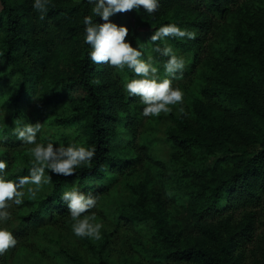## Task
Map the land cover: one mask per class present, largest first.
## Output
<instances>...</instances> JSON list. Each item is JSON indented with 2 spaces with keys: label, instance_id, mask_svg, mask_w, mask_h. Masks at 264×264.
Instances as JSON below:
<instances>
[{
  "label": "trees",
  "instance_id": "16d2710c",
  "mask_svg": "<svg viewBox=\"0 0 264 264\" xmlns=\"http://www.w3.org/2000/svg\"><path fill=\"white\" fill-rule=\"evenodd\" d=\"M92 7L89 0L75 4L51 0L40 20L32 0H0V111H6L0 118V135L5 137L0 159L9 163L7 178L28 175L32 166L10 167L21 163L19 151L27 147L12 135V128L17 119L39 122L42 130L48 127L41 113L46 104L31 107L42 95H51L48 102L55 104L72 102L70 95H77L81 110L77 121H85L88 146L96 148L92 162L74 175L55 174L50 194L22 217L27 230L68 218L61 197L72 186L91 192L99 201L109 194L110 181L120 172L114 165L111 175L103 174L106 165L121 158L132 161L134 149L127 145L138 136L144 105L123 85L138 77L127 68L115 70L90 60L83 17L92 15L94 23L104 22L92 14ZM110 20L129 29L126 40L134 47L140 44L145 58L153 57L161 78L166 76L167 58L149 43L154 31L176 23L195 33L192 40L167 38L186 61L183 78L174 79L173 86L184 88L195 82L199 95L193 112L178 121L171 135L177 153L185 157L183 190L175 195L180 201H175L191 218L190 237L172 233L158 207L150 215L156 223L155 237L161 239L153 247L154 258L158 264H239L244 248L257 239L258 225L264 226V8L256 0H160L153 14L141 8ZM52 71L61 74L52 79ZM56 80L63 88L49 92ZM69 120L64 118L63 123ZM118 129L126 136L116 135ZM120 147L124 155L111 156ZM182 238L187 241L184 248Z\"/></svg>",
  "mask_w": 264,
  "mask_h": 264
},
{
  "label": "rangeland",
  "instance_id": "374dc122",
  "mask_svg": "<svg viewBox=\"0 0 264 264\" xmlns=\"http://www.w3.org/2000/svg\"><path fill=\"white\" fill-rule=\"evenodd\" d=\"M74 4L82 0H73ZM258 7L264 8V0H256ZM227 36V33L225 34ZM264 36V35H263ZM218 43L220 38H214ZM115 70H117L115 68ZM126 70V69H124ZM52 71V79H57ZM59 81V80H58ZM52 82L48 91L53 92L63 88L61 81ZM185 92L184 108L188 115L182 116L177 108L167 115L161 113L159 117H144L139 127L136 139L131 138L128 147L134 149L133 157L108 163L103 174L111 175L114 165H118L120 172L110 181L109 194L98 201L97 207L92 211L96 221L103 225L102 238L92 240L76 237L71 230L73 221L70 216L54 224H38L30 230L25 229L26 222L22 220L29 211L35 210L39 201L47 197L54 187L53 178L50 185L44 186L35 199L27 195L21 206H14L12 222L5 225L17 238V245L2 255V264H158L154 258V246L161 239L156 234L152 212L163 208L166 226L174 233L183 232L190 237V217L186 209L180 208V202L175 195L183 190L181 169L185 157L182 152L177 153L175 141L171 138L178 128V121H183L193 112L196 102L197 89L195 82L181 88ZM71 94V93H70ZM51 95H42L31 107L41 108L44 114L43 122L48 127L41 131L39 143H57L67 145L72 142L88 146L90 134L85 128V121H77L81 116L78 108L77 95H70L73 101L49 103ZM69 118V124L63 123ZM124 126H122L123 128ZM126 136L120 129L116 135ZM120 138V136H116ZM27 146L19 151L21 163L11 164V168L26 167L31 164V157ZM125 147V146H123ZM124 148L111 154L116 158L124 155ZM134 159V160H133ZM181 175V178H180ZM26 203V205H25ZM262 222L264 217H261ZM28 226V225H27ZM225 238V237H224ZM186 239H181L180 247L186 246ZM218 247V243H214ZM243 257L239 264H264V226L258 225L256 241L244 248ZM157 260V261H156ZM182 264H191L183 262Z\"/></svg>",
  "mask_w": 264,
  "mask_h": 264
},
{
  "label": "clouds",
  "instance_id": "9594fccd",
  "mask_svg": "<svg viewBox=\"0 0 264 264\" xmlns=\"http://www.w3.org/2000/svg\"><path fill=\"white\" fill-rule=\"evenodd\" d=\"M50 3L51 0H32V8L39 13L40 20L45 19ZM89 3L93 5L92 14L104 21L102 24H96L92 15L83 17L84 43L91 47L88 53L90 60L94 64H107L121 71L127 68L138 77L127 80L123 87L129 96L140 98L144 105V117L155 118L161 113L167 115L175 106H179L177 111L182 116L188 115L183 106L185 92L173 86L174 79L183 78L186 61L167 43V38L192 40L195 33L176 23L164 24L154 31L149 43L155 45V53L167 58L163 65L166 76L161 78L153 57L145 58L140 44L134 47L130 40H126L129 29L110 20L118 13L139 11L141 8L148 14H153L157 11L160 0H89ZM157 41L162 42L164 46L156 44ZM5 115L6 111H0V118L4 119ZM42 126L39 122L25 123L17 119L12 128V135L21 142V146H29L27 152L31 157L32 166L28 175L18 176L16 179L7 178L6 169L9 168V163L0 159V255L15 248L18 243L13 232L5 226L14 219V206H21L26 195L29 199H35L44 186L51 184L50 173L64 177L72 176L76 169L90 164L96 154L94 146H84L76 142L67 145L57 143L58 146H54L52 142H37ZM4 139L5 137L0 135V151L4 150ZM61 199L73 221L72 233L79 238L100 240L103 225L95 222L96 215L90 211L97 207L98 196L72 186L63 192Z\"/></svg>",
  "mask_w": 264,
  "mask_h": 264
}]
</instances>
